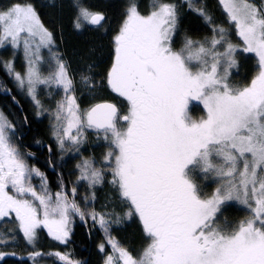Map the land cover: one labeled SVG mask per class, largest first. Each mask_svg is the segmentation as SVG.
I'll return each mask as SVG.
<instances>
[{
	"label": "snow or ice",
	"instance_id": "6c2138e0",
	"mask_svg": "<svg viewBox=\"0 0 264 264\" xmlns=\"http://www.w3.org/2000/svg\"><path fill=\"white\" fill-rule=\"evenodd\" d=\"M67 7L75 67L62 18L0 4V264H88L77 226L99 264H264V0ZM45 119L51 176L23 143Z\"/></svg>",
	"mask_w": 264,
	"mask_h": 264
},
{
	"label": "trees",
	"instance_id": "16d2710c",
	"mask_svg": "<svg viewBox=\"0 0 264 264\" xmlns=\"http://www.w3.org/2000/svg\"><path fill=\"white\" fill-rule=\"evenodd\" d=\"M34 2L36 3L38 10L41 12L42 18L44 19L45 23H48L54 17H60L63 19L65 25V44L61 47L66 48L69 56L72 57L73 67H75L77 63V56L83 54L85 42L92 34L89 33L87 34V36L73 34L72 30L68 26V14L70 12V9L67 7V5L70 0H34ZM90 2L96 3L98 2V0H90ZM106 2L113 6L110 15L118 12L121 0H106ZM144 2L147 3L148 0H144ZM4 3H7V0H0V4ZM52 4L62 5L63 8L45 7V5L50 6ZM208 4L212 9L216 10L217 18H220V10L217 7L218 0H208ZM186 26L192 28L193 30H199L201 28L200 23L196 20L186 21ZM74 49L76 51H74ZM241 74H243V69L241 70ZM0 78H5V74L2 70H0ZM6 103L7 101L2 96H0V107H3ZM21 103L25 108L28 109V113L30 115L31 108L28 103L23 100V98H21ZM47 125L48 122L46 119L43 121V123H34L33 125H31V128L25 132V139L23 143L25 145H31V148L29 150L35 152V159L32 160L31 163L40 168L42 171H47L51 176V172L47 164V150H37V146L33 142V137L40 138L47 142V140L49 139L46 132ZM136 227L137 226L133 224L129 226L124 232H122L125 243L134 247H138L140 243L139 234L136 231ZM52 243L53 242H51L50 239L47 238V235L45 233L40 240V250L44 252H47L49 250H64L63 246H60V248L57 249H50V245ZM17 251H20V249H17ZM67 251L71 252L76 260L87 261L88 264H99V257L96 254V250L93 247L92 242L86 237L85 230L80 226L76 227L74 243L68 246ZM6 264H17V261L9 258L6 261Z\"/></svg>",
	"mask_w": 264,
	"mask_h": 264
},
{
	"label": "rangeland",
	"instance_id": "374dc122",
	"mask_svg": "<svg viewBox=\"0 0 264 264\" xmlns=\"http://www.w3.org/2000/svg\"><path fill=\"white\" fill-rule=\"evenodd\" d=\"M119 238L121 239L122 242L125 243V241H124V239H123V235H122V233L120 234V237H119ZM125 244H126V243H125Z\"/></svg>",
	"mask_w": 264,
	"mask_h": 264
}]
</instances>
